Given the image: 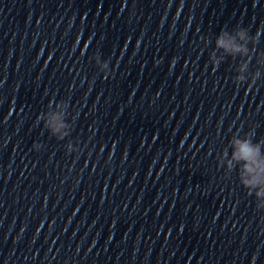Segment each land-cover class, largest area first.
Returning a JSON list of instances; mask_svg holds the SVG:
<instances>
[{
	"label": "clouds",
	"instance_id": "1",
	"mask_svg": "<svg viewBox=\"0 0 264 264\" xmlns=\"http://www.w3.org/2000/svg\"><path fill=\"white\" fill-rule=\"evenodd\" d=\"M236 35L244 40L247 36V29L241 27ZM217 46L231 54L247 52V48L238 44L236 38L229 36L227 32L222 33L218 38ZM245 68L246 65H242L241 71H244ZM238 79L243 80V77H238ZM49 126L54 132H59L61 128L65 127L63 123L59 122V118L55 116L49 121ZM234 148L233 159L245 161L243 184L249 187L264 186V156L261 154L260 145L254 144L250 139H236ZM256 195L264 196V190L258 191Z\"/></svg>",
	"mask_w": 264,
	"mask_h": 264
}]
</instances>
